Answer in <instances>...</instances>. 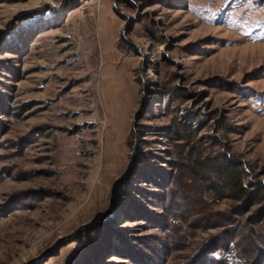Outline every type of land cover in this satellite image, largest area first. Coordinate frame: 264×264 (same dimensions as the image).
<instances>
[{
  "label": "rangeland",
  "instance_id": "374dc122",
  "mask_svg": "<svg viewBox=\"0 0 264 264\" xmlns=\"http://www.w3.org/2000/svg\"><path fill=\"white\" fill-rule=\"evenodd\" d=\"M216 159L264 188V0H0V264H264Z\"/></svg>",
  "mask_w": 264,
  "mask_h": 264
},
{
  "label": "trees",
  "instance_id": "16d2710c",
  "mask_svg": "<svg viewBox=\"0 0 264 264\" xmlns=\"http://www.w3.org/2000/svg\"><path fill=\"white\" fill-rule=\"evenodd\" d=\"M180 125H181V129H182L180 133H182V134H180L179 132H175V134L177 135L175 138L178 141H182V140H185L188 138L193 140L194 135H195V134H193V128L188 123H186V124L181 123ZM211 163H212V165L210 167H213L212 170H215V172L217 173V179L223 178L227 189L233 190V192H234V194H233L234 198L233 199L238 200L240 202L245 201L244 203L246 206V205H248V203L251 204V202L257 203L256 201L260 200V198H262L264 196V188L263 187L257 185V188H254L255 185H253L252 183L249 186L245 184V182H244V170L239 165H233L229 162L226 164H223L221 162L222 164H219L218 159H216L214 162H211ZM199 165L200 164L195 163L194 168H200ZM203 170H206V169L204 168ZM203 170H201L202 174L200 173L198 175H201L200 177L203 176V180L208 183L207 187L210 188V190L212 192H214V191L217 192L218 195H220V196L226 195L219 190V188L217 187L216 184L211 182L210 178L208 177V175L205 174V172ZM155 181L157 182L158 180H155ZM204 207H206V206H204ZM241 209H243V208H241ZM172 212H174V211H172ZM172 212H169V214ZM262 215L264 217V214H262ZM169 217H170V219L173 220L172 222L175 221V218L173 215L170 214ZM228 225H231V223H229ZM170 227L171 226H169V229H170ZM228 229H231V228L228 227L225 231H227ZM110 230H111L110 228L108 230L103 229L104 232L102 231V232H100V234H103V236H105L107 234L109 235V233L111 232ZM225 231L222 233V235L214 236L211 240L207 241L202 246L201 250H199V252L196 254V255H198V254H200V255H198V258H196L195 262H197V261L202 262V260L204 258H206L207 259L206 263H210V264H259V260L257 261L256 258H253V259L252 258L251 259L246 258L247 256H245L242 260L240 259V260H236V261L234 260L233 261L232 259H234V258L233 257L231 258V256H230L231 255L230 254L231 246L228 242V239H229L228 235H230V234H228V235L225 234ZM231 231H232V229H231ZM222 241H223V244H222ZM147 245L149 246L150 244H147ZM222 245H224V246H222ZM149 248H150L149 250H151V252H152L151 260L155 259V261L159 262V259L162 258V253L166 252V250L168 249V246L164 242V240H161V241L158 240L157 242H154L153 246H151ZM162 249H164V251H161ZM98 252L99 251H97V250L95 252L92 251V252H90V255L91 256H94V255L97 256L95 253H98ZM244 253H246V254L249 253L248 247L245 248ZM189 264H194V263H189ZM196 264H200V263H196Z\"/></svg>",
  "mask_w": 264,
  "mask_h": 264
}]
</instances>
